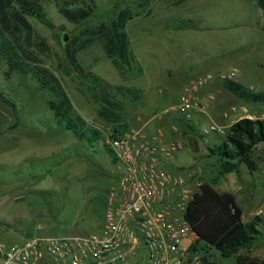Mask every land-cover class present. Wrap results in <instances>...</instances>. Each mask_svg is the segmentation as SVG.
Returning a JSON list of instances; mask_svg holds the SVG:
<instances>
[{"label": "rangeland", "instance_id": "obj_1", "mask_svg": "<svg viewBox=\"0 0 264 264\" xmlns=\"http://www.w3.org/2000/svg\"><path fill=\"white\" fill-rule=\"evenodd\" d=\"M85 1L91 4V0ZM94 1L93 15L82 24H74L59 12L53 0H40L56 28H50L36 16L26 15L36 34L29 40L30 49L56 70L79 112L89 122L101 126L98 105L78 80L67 74L64 45L71 40L75 41L72 48L80 64L106 81L149 86L151 94L157 88L154 97L147 95L146 103L133 111L132 126L138 124L139 112L158 101L165 104L167 101H161L165 94L173 93L175 100L181 92H190L185 89L192 81L188 76L213 72V81L204 84L202 93L205 96L212 92L216 97L209 103L206 115H196L199 123L190 122L196 131L179 115L159 119L162 103L148 116L152 123H160L166 129V141L183 140L185 148L174 155L173 163L202 166L204 181L212 177L218 164L208 156L207 146L220 136L224 138L237 119L264 117V104L239 99L223 86L222 78L235 70V79L255 91L264 90V18L257 0ZM126 7L134 15L127 24L130 64L123 65L107 54L99 39L88 30L101 22H111ZM179 19L190 20V27L173 28L171 22ZM64 34L68 36L67 42L62 40ZM156 83L159 85L153 86ZM0 88L16 102L19 112L17 120L13 108L0 101V239L22 242L37 221L49 223L51 229L47 231L54 233L51 235L97 231L104 220L108 191L123 166L112 161L104 140L90 144L59 126L49 107L50 94L33 72L14 67L6 55L0 64ZM212 124L223 127L225 133H205L204 129ZM255 155L259 160L257 171L251 173L241 164L237 171L222 177L217 186L220 191L236 194L244 220L258 214L264 219V144L257 147ZM196 200L190 204V213L194 224L200 227L203 212ZM259 228L262 234L256 243L241 250V254L264 258V220ZM49 233L36 231L31 236ZM215 259L219 264L237 262L236 256L221 257L217 252Z\"/></svg>", "mask_w": 264, "mask_h": 264}, {"label": "trees", "instance_id": "obj_2", "mask_svg": "<svg viewBox=\"0 0 264 264\" xmlns=\"http://www.w3.org/2000/svg\"><path fill=\"white\" fill-rule=\"evenodd\" d=\"M53 1L59 12L74 24L87 21L96 7L94 0H91V4L85 0ZM257 4L264 18V0H257ZM26 15L36 16L45 25L56 28L42 9L40 0H0V64L3 55H6L14 67L33 72L40 86L50 94L49 107L55 122L90 144L104 140L112 161L118 162V157L107 140L109 137L122 136L131 128L133 111L144 103L143 89L135 85L112 84L83 67L72 48L75 41L71 40L64 45L67 74L73 80H78L98 105L97 119L103 126L89 122L77 109L56 70L44 64L30 49L29 40L36 34ZM133 15L132 9L126 7L111 22H101L88 30L99 39L106 53L123 65L130 64L131 39L127 24ZM190 23V20L179 19L171 22V25L175 29H182L190 27ZM57 36L61 35L57 33ZM223 86L247 103L264 104V90L255 91L229 77L223 79ZM0 101L12 107L19 120L16 102L1 88ZM186 124L192 131H196L193 124ZM260 144H264V117L244 116L229 126L224 138L220 136L216 142L207 146L208 156L215 159L218 169L212 177L205 179L201 193L196 198L203 212L200 227L194 224L189 213L191 223L202 240L199 247L204 252V264H219L215 259L216 252L221 257L236 256V264H264V258L240 253L243 249L251 248L262 234L259 226L263 223V217L258 214L250 220H244L243 208L236 194L217 188L222 177L237 171L241 164H245L251 173L259 169L255 151Z\"/></svg>", "mask_w": 264, "mask_h": 264}, {"label": "built area", "instance_id": "obj_3", "mask_svg": "<svg viewBox=\"0 0 264 264\" xmlns=\"http://www.w3.org/2000/svg\"><path fill=\"white\" fill-rule=\"evenodd\" d=\"M236 76L232 70L222 78ZM213 78L208 73L197 82L204 85ZM207 111V101L183 92L157 117L178 113L191 122ZM210 131L225 133L213 124L204 129ZM165 137L161 128L148 135L133 126L122 136L109 137L123 169L108 191L98 230L84 235H33L6 246L2 264H204L202 240L189 218L190 204L205 182L203 170L199 165L168 167L185 144Z\"/></svg>", "mask_w": 264, "mask_h": 264}, {"label": "crops", "instance_id": "obj_4", "mask_svg": "<svg viewBox=\"0 0 264 264\" xmlns=\"http://www.w3.org/2000/svg\"><path fill=\"white\" fill-rule=\"evenodd\" d=\"M130 35V34H129ZM130 39H131V37H130ZM208 73H213V72H210V71H208V72H206V73H200V74H198V75H196V76H194V77H189L188 76V78L189 79H191L192 81L189 83V84H187L186 85V90L187 91H190L191 93H194L195 95H197L198 97L200 96H202V99L204 100V101H207V104H208V107H209V103H211L212 101H214V100H210L209 99V96L210 95H215L214 93H212V92H210V93H207L205 96L203 95V93H202V88L203 87H205L204 85H200L196 80L200 77V76H203V75H206V74H208ZM195 81H196V83H195ZM213 81V80H212ZM212 81H210V82H212ZM194 83H195V85H194ZM151 84V83H150ZM156 85H159V83H156L155 85H153V86H156ZM140 88H142L143 89V91H144V103H146V99H148V97L149 96H152V97H154V95H155V92H156V89L157 88H155L154 89V91H153V94H151V88L148 86V87H146V88H143V87H140ZM182 93V92H181ZM147 95H148V97H147ZM205 98H204V97ZM173 93H170V94H165L162 98H161V101H167V102H165V104H164V102H160V101H158V102H156V104L155 103H153L152 105H151V107L149 108V106H148V108L147 109H145V110H143V111H141V112H139V115H138V118H137V123L138 124H136V126H133V127H137V128H140L141 130H142V132L144 133V134H148V135H150V134H153V133H155L159 128H161V129H163V131L165 132V135H166V137H165V140H167V131H166V129L164 128V127H161V124L160 123H157V122H155V123H152V121H151V119H148V116L151 114V112L158 106V105H161V103H162V105H163V107L161 106L160 108H163V110L162 111H164L166 108H168V107H170L177 99H178V97L175 99V100H173ZM216 97V96H215ZM170 99H171V102H170ZM173 100V101H172ZM169 101V102H168ZM143 103V104H144ZM145 106H146V104H145ZM207 113H208V111H207ZM207 113H198V116H204V115H206ZM169 115H179L178 113H171V114H169ZM180 116V115H179ZM144 117H146V119H144ZM194 121H196L195 123H199L201 120H197V116H196V118H194ZM199 121V122H198ZM153 124H154V126H153ZM205 124V123H204ZM212 132V131H211ZM173 133V132H172ZM212 143H214V142H212ZM213 159V158H212ZM118 163V162H117ZM171 164L174 166L173 168H178V169H181V168H185V167H188V166H193L194 164H189V165H176L175 163H173L172 161L169 163V165L171 166ZM202 167V166H201ZM202 170H203V175H204V168L202 167ZM228 176V175H227ZM221 191H229V190H221ZM105 206H106V201H105ZM100 224V223H99ZM98 224V227L100 226ZM49 227V223H45V224H43L42 222H36V224H33V226H32V228H30L29 229V232H28V234H30L29 236H31L32 235V233L33 232H36V231H41V232H43V233H49L48 231H50V229L51 228H48ZM97 227V228H98ZM48 230V231H47ZM50 234V233H49ZM51 234H54V233H51ZM65 234H67V233H65ZM29 236H25L26 238H28ZM12 237V236H11ZM11 242L12 241H10V242H7V241H5V238H1L0 239V264H2V262H3V253H4V250H5V247L6 246H8L9 244H11ZM12 243H14V242H12ZM50 264H57V263H50Z\"/></svg>", "mask_w": 264, "mask_h": 264}, {"label": "water", "instance_id": "obj_5", "mask_svg": "<svg viewBox=\"0 0 264 264\" xmlns=\"http://www.w3.org/2000/svg\"><path fill=\"white\" fill-rule=\"evenodd\" d=\"M64 41H68V36H67V34H64Z\"/></svg>", "mask_w": 264, "mask_h": 264}]
</instances>
